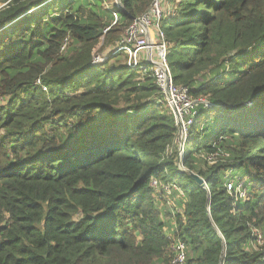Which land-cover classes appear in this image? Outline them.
Wrapping results in <instances>:
<instances>
[{
  "label": "trees",
  "instance_id": "obj_1",
  "mask_svg": "<svg viewBox=\"0 0 264 264\" xmlns=\"http://www.w3.org/2000/svg\"><path fill=\"white\" fill-rule=\"evenodd\" d=\"M111 1L0 0V264H167L177 240L184 264H264V0L165 14L176 84L212 104L180 156L151 68L114 52L153 0Z\"/></svg>",
  "mask_w": 264,
  "mask_h": 264
},
{
  "label": "built area",
  "instance_id": "obj_2",
  "mask_svg": "<svg viewBox=\"0 0 264 264\" xmlns=\"http://www.w3.org/2000/svg\"><path fill=\"white\" fill-rule=\"evenodd\" d=\"M118 4V3H117ZM174 12L173 0H153L150 8L142 15L136 17L125 29L122 42L115 47V53L124 52L127 55V65L133 69L145 70L148 67L153 72L156 84L164 96L168 106L174 113L178 126L176 143L182 144V152L189 136V129L198 114V106L209 108L212 104L205 97H193L187 86L178 85L174 79V73L168 62V41L162 21L165 14ZM115 14V22L118 16ZM107 30V29H106ZM68 40L65 41L64 48ZM106 56L97 52L93 56L94 63L105 62ZM38 83L47 91V86ZM151 186L158 192L172 195L171 186L157 179L151 181ZM229 189L232 186L228 185ZM176 190L180 191V189ZM173 202V201H172ZM175 256L167 264H184L187 253L186 243L177 240L172 245Z\"/></svg>",
  "mask_w": 264,
  "mask_h": 264
},
{
  "label": "water",
  "instance_id": "obj_3",
  "mask_svg": "<svg viewBox=\"0 0 264 264\" xmlns=\"http://www.w3.org/2000/svg\"><path fill=\"white\" fill-rule=\"evenodd\" d=\"M117 3H118L117 7L124 8V5H123L121 0H117ZM181 153H182V144L179 146V156L181 155ZM178 167H179L180 171L186 172L190 177H192L199 184L206 186V179L203 178L202 176L198 175L197 173L193 172L192 170L186 169L183 166L181 157H179V159H178Z\"/></svg>",
  "mask_w": 264,
  "mask_h": 264
},
{
  "label": "rangeland",
  "instance_id": "obj_4",
  "mask_svg": "<svg viewBox=\"0 0 264 264\" xmlns=\"http://www.w3.org/2000/svg\"><path fill=\"white\" fill-rule=\"evenodd\" d=\"M1 3H2V2H1ZM1 3H0V4H1ZM2 5H3V4H2ZM105 7H106V8H109V9H112V10H115V7H117V2H116V1L106 2V3H105ZM108 51H109V48H108V47H107V48H102V44H100V45L98 46L97 52L106 55ZM171 196H172V195H171ZM174 203H175V200H174ZM168 233H169V232H168Z\"/></svg>",
  "mask_w": 264,
  "mask_h": 264
},
{
  "label": "crops",
  "instance_id": "obj_5",
  "mask_svg": "<svg viewBox=\"0 0 264 264\" xmlns=\"http://www.w3.org/2000/svg\"><path fill=\"white\" fill-rule=\"evenodd\" d=\"M117 2V0H115Z\"/></svg>",
  "mask_w": 264,
  "mask_h": 264
}]
</instances>
